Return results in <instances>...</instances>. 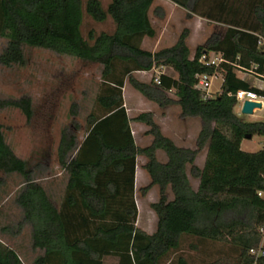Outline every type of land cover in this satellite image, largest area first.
<instances>
[{
	"label": "trees",
	"instance_id": "1",
	"mask_svg": "<svg viewBox=\"0 0 264 264\" xmlns=\"http://www.w3.org/2000/svg\"><path fill=\"white\" fill-rule=\"evenodd\" d=\"M192 15L227 26L198 46L193 54L184 31L177 43L156 52L144 50L145 38H155L150 12L156 0H0V38L7 41L0 54L6 68L25 66V47L50 50L102 67L96 109L87 118L82 142L77 134L64 130L58 147V161L69 173L66 200L60 209L35 178L28 161L17 156L6 142L0 124V186L2 175H19L23 187L16 198L23 225L31 228L32 247L43 252L34 264H188L183 256L185 238L200 245L225 242L236 254L235 264H253L249 252L257 249L264 235V150L248 153L241 149L247 136L264 137V122H245L235 113L238 91H253L264 98V90L241 79L236 68L222 64L221 92L205 99L196 89L197 76L213 75L215 69L200 62L204 52L222 53L229 62L244 68L257 65L264 71V0H170ZM85 14L102 24L112 19L113 33L89 30L83 34ZM165 68L142 82L138 72ZM129 83L148 101L161 108L177 105L183 118H200L202 127L196 148H182L164 136L153 115L144 113L131 119L125 108L124 88ZM174 92L175 98L169 96ZM21 111L27 122L34 115L30 97L1 100L0 110ZM149 127L153 143L138 148L131 122ZM251 138V139H252ZM167 155L161 163L157 152ZM207 150L203 168L196 166ZM144 166L153 187L160 190L152 204L158 217L154 234L136 228L137 208L133 203L109 204L125 190L134 196L136 159ZM199 180L194 190L189 178ZM126 188H122L123 185ZM171 189L174 199L169 201ZM81 199L82 203H78ZM95 202V203H94ZM114 207L116 210H114ZM193 249L197 246L192 245ZM0 264H23L18 253L0 241ZM264 264V257L259 261Z\"/></svg>",
	"mask_w": 264,
	"mask_h": 264
},
{
	"label": "rangeland",
	"instance_id": "2",
	"mask_svg": "<svg viewBox=\"0 0 264 264\" xmlns=\"http://www.w3.org/2000/svg\"><path fill=\"white\" fill-rule=\"evenodd\" d=\"M86 1V0H83ZM111 0H101L107 7ZM150 19L157 34L155 38L147 39L144 49L154 52L172 47L177 43L184 31L189 32L188 44L193 54L198 46L205 43L214 35H223L226 25L208 21L188 10L176 6L170 0H156ZM113 33L115 25L111 18L105 23L94 22L85 14L83 34L89 30ZM7 45L0 38V54ZM27 63L25 66L6 68L0 65V99L18 100L30 97L33 101L34 115L27 122L21 111L16 109L0 110V124L4 127L6 142L13 148L18 157L28 161L30 168L35 171V178L43 184H53L63 177L56 179L61 171L58 161V147L62 132L66 129L74 132L82 142L87 133V118L96 109V98L100 92L102 67L80 59L59 55L50 50L25 47ZM174 74L169 69L161 70ZM157 74L155 71L138 72L134 76L139 81L149 83ZM239 77H244L238 74ZM222 78L213 79L210 92L217 95L221 92ZM169 96L175 98L174 92ZM124 101L128 106L131 119L150 113L149 108L156 104L149 102L138 93L129 83L124 89ZM170 124L177 130L178 145L196 148V139L201 130L200 118L181 119V108L174 105L170 108ZM236 115L245 122H264V108L254 115H244L239 106L235 108ZM152 115V113H150ZM137 127V126H136ZM149 131V127L147 126ZM147 131V132H148ZM188 131V141H182L184 132ZM147 135V133H146ZM151 140V138H149ZM142 145H146L147 139ZM243 151L256 153L264 150V137L255 136L245 142ZM204 152L198 157L196 164L203 165ZM160 161H167L165 153H159ZM188 174L194 186L198 181ZM24 179L19 175H2L0 186V241L15 250L23 264H34L40 256L38 250L32 247L31 228L19 224L23 220L22 210L16 204V198L23 187ZM169 201L174 199L171 189H168ZM141 197V196H140ZM144 197V196H143ZM264 197V196H263ZM159 188L153 189L146 199H143V227L147 230L155 228L156 217L152 210L153 203L159 201ZM192 245L197 246L193 249ZM183 256L188 264H235L236 254L231 244L225 242L200 245L196 239L185 238L183 251L176 257ZM105 264H117V259H106Z\"/></svg>",
	"mask_w": 264,
	"mask_h": 264
},
{
	"label": "crops",
	"instance_id": "3",
	"mask_svg": "<svg viewBox=\"0 0 264 264\" xmlns=\"http://www.w3.org/2000/svg\"><path fill=\"white\" fill-rule=\"evenodd\" d=\"M147 39H151V38H145L144 39V41L142 43V48L143 49L145 47V44L147 43ZM158 47L159 46L156 47V49H155L154 52L158 51ZM173 75H174L175 78H177V76L175 74H173ZM171 107L161 108V107H159L157 105V107L154 108L153 106H151L149 108V111H150V113H152L153 118H154V121L161 128V131L164 134V136L172 139L176 143V145L179 146V147L194 149L192 147H186V146H182V145H178L177 144V142H176V137H178L177 130L175 129V127L173 125L170 124V122H171L170 121V113H171L170 108ZM125 108H126L127 113H128V106H126V104H125ZM180 118L181 119H187V118H183L182 115H181V113H180ZM130 126H131V131H132L133 138H134L135 143H136V145H137L138 148H146V147H149L153 143V137L151 135H148V134L146 135V133L148 131V128H146L147 127L146 124L141 123V122H137V121H132L131 124H130ZM201 127H202V125H201ZM189 137H190V134H189L188 131H186V132H184L182 134L181 139H182V141L185 142V141H188ZM149 138H151V140H149ZM197 138H198V136H197ZM144 139H147V143H146V145L143 146L142 143H144L143 142ZM247 140H249V139H245L242 142L241 149L244 147L245 142ZM196 143H197V139H196ZM160 152L165 153L164 151L159 150L157 152L158 159H159V153ZM203 152H204V154L202 156V160H203L202 163H203V165H197L196 164V166L199 167V168H203L204 167V164H205V161H206L207 150H205ZM200 154L198 155V157H200ZM198 157H197V159H198ZM167 161H168V158H167ZM167 161H160V162L161 163H167ZM196 162H197V160H196ZM146 163H147V159L145 157H143L141 155L137 157V159H136V172H135L134 196H133V198L132 199L129 198L128 195L126 194L125 190L122 189L123 194L121 196H119L117 199L108 198V203L109 204H120V203H123V204L131 205V206L134 203L136 205L137 214H138L137 221H136V228L141 229V230L147 232L148 234H151L152 235L157 230L158 217L155 214V217H156L155 218L156 219V221H155L156 222V224H155L156 227L155 228H153L152 230L145 229L143 227V207H141L142 206V203L141 202H143V199H146V197L148 196V194L153 189L156 188V187H153L145 195H143V193H142V189L145 188V187H147L151 183V178H150L148 172L144 168V166L146 165ZM59 177H63L64 178L63 181H62V183L58 182V180H56L55 183L49 184V185L43 184V183L39 182L44 187V189L46 190L47 194L49 195L51 201L53 202V204L58 209H60L62 207V205L64 204V202L66 200L67 186H68V182H69V173L67 172V170L61 168V171H59V174L56 176V179L59 178ZM189 178H190V181H191L190 175H189ZM196 180L198 181L197 186H194L193 183H192V181H191V184H192V187H193L194 190H197L199 188V183L200 182H199L198 179H196ZM122 185H123L122 188H126L123 183H122ZM78 203H82L81 199H79V202ZM114 210H116L115 207H114ZM40 253H41L40 254V256H41L43 254V252L41 251ZM106 259H109V258H106ZM106 259L104 260V262H106ZM112 259H115V258H112Z\"/></svg>",
	"mask_w": 264,
	"mask_h": 264
},
{
	"label": "built area",
	"instance_id": "4",
	"mask_svg": "<svg viewBox=\"0 0 264 264\" xmlns=\"http://www.w3.org/2000/svg\"><path fill=\"white\" fill-rule=\"evenodd\" d=\"M259 46L264 47L263 40L259 42ZM200 62L205 66L213 67L215 69V73L213 75L201 74L197 76L198 81L196 89L204 95L205 99H209L213 96V94L210 92L213 79L220 76L222 78V82L224 81L223 74L219 71L222 64L234 66L236 68L237 75L242 74L244 76L240 77L241 79L249 82L255 88L264 90V71L261 73L258 72L259 67L257 65H253L250 68H244L229 62L224 58L222 53L217 52H204L200 58ZM164 69L165 68H153L152 71H155V73L157 74L154 77L157 83H159L160 75L164 73L161 70ZM235 98L237 100V106L241 108V111L243 110L244 104L247 101L261 103L262 109L264 108V98L260 97L257 93L253 91H238L235 95ZM258 111L260 110L255 109L254 112L256 113ZM259 196L263 197L264 193H259ZM262 233L264 235V229H262ZM249 256L252 258L253 264H259L260 259L264 257V238L257 249L250 250Z\"/></svg>",
	"mask_w": 264,
	"mask_h": 264
},
{
	"label": "water",
	"instance_id": "5",
	"mask_svg": "<svg viewBox=\"0 0 264 264\" xmlns=\"http://www.w3.org/2000/svg\"><path fill=\"white\" fill-rule=\"evenodd\" d=\"M255 109H259L261 110L262 109V104L261 103H255V102H245L244 104V107H243V110H242V113L244 115H254V111ZM252 137L249 135L246 137V139H251Z\"/></svg>",
	"mask_w": 264,
	"mask_h": 264
}]
</instances>
